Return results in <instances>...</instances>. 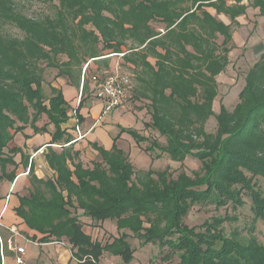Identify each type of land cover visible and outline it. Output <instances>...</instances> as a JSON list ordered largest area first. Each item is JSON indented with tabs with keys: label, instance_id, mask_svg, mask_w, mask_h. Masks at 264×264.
Wrapping results in <instances>:
<instances>
[{
	"label": "trees",
	"instance_id": "16d2710c",
	"mask_svg": "<svg viewBox=\"0 0 264 264\" xmlns=\"http://www.w3.org/2000/svg\"><path fill=\"white\" fill-rule=\"evenodd\" d=\"M19 1L0 0V179L14 181L7 168L18 166L21 149L9 146L17 134L28 127L48 133L54 126L51 144L62 150L48 147L45 155L53 175L38 178L22 155L23 166L30 167V189L15 209L40 235L39 242L67 243L68 264H100L106 253L129 264L136 252L131 237L141 246L178 254L179 264H264L255 225L246 227L245 237L238 228L226 233L225 224L237 219L228 215L205 221L201 230L185 223L196 205L237 210L245 205V194L254 222L264 221V194L257 187V179L264 180V56L249 69L234 110L222 108L216 116V132L205 128L215 115L217 77L236 48L237 18L249 8L264 17V0H247L248 5L246 0H44L57 4L56 14L40 18L23 14ZM221 15L231 24L219 20ZM6 25L21 35L5 32ZM112 57L121 58L122 74L131 78V101L150 116L143 125L165 138L166 146L122 128L113 148L96 147L99 160L85 167L69 147L73 139L63 127L71 108L54 84L65 80L84 96ZM92 64L98 65L95 70ZM46 70L55 72L51 83ZM123 133L138 145L148 143L145 152L153 161L162 154L174 162L190 156L201 162V170L195 178L174 179L168 170L151 168L138 174L129 154L116 145ZM108 220L120 232L113 241L102 243L86 233V223L103 226Z\"/></svg>",
	"mask_w": 264,
	"mask_h": 264
},
{
	"label": "crops",
	"instance_id": "0c3cea01",
	"mask_svg": "<svg viewBox=\"0 0 264 264\" xmlns=\"http://www.w3.org/2000/svg\"><path fill=\"white\" fill-rule=\"evenodd\" d=\"M248 3L249 2L247 0L244 1V4L248 5ZM250 11L251 8L248 9L246 15L237 18V22L240 24V30H246L247 32V36H244L245 42L241 45H246V48L249 45L256 44L255 41H259V43L264 41V17H257L256 19L252 16L253 20H255L254 23H252V21L250 22L247 19L250 15ZM255 11L253 15H259V10L257 9ZM218 18L227 25L231 24V20L227 16L221 15L218 16ZM233 40L235 46H237L238 42L236 41V34H234V31ZM121 61L122 60L119 57H112L108 67L102 68L109 69L111 71L118 70L121 73H125L121 67ZM91 66L95 70L98 65L96 66L95 64H92ZM54 86L63 90L64 96L71 108L69 112L70 121L63 128L67 129V134L73 139V144L71 146H69L70 144L66 146L72 147L74 151L79 152L80 159L85 167H92V164L99 160V152L96 147L103 148L107 151H110L113 148L115 144L114 139L120 135L122 128L135 129L142 135L140 132V126L143 125L142 119H138L137 116L139 113L135 110V106H142L141 103L135 102V105L131 104L129 106L130 102L127 105V108H125L126 106L118 108L105 115L103 113L104 104L102 101L95 98L93 91L91 92L89 90L88 92H90V94L82 96V90L78 92L77 89L68 86L66 81L62 79H58ZM91 94L93 97H91ZM81 100H83V104L79 108ZM78 108L80 110L77 114L76 111ZM144 110L146 111V109H139L140 112H143ZM78 115L83 118L82 124H79L78 122ZM76 127H79L81 136H83L81 140L78 139ZM47 129L48 133L35 134L33 129L28 127L23 134L19 133L15 136L12 141L14 142V145L9 146L10 148L17 147L21 149L20 154L15 156V161L18 166L17 168H15V166H8L7 168V173L10 174L14 172L15 178L12 182L7 179H3L1 183L0 217L5 225L2 232L7 238L9 236L7 235V227L15 226L18 229L19 236L16 237V244L25 248L26 264H40L39 262L42 258V251L44 253L47 250L46 248L51 246L55 248V255L61 264H68L72 258L71 251L63 248L61 244L40 243V235L30 230L15 212V209L19 206V196H25L29 193L30 181L28 172L30 171L29 166H31V164H33L34 173L38 178L42 179L53 175V171L46 162L45 155L48 152V147H52L54 150L59 152L62 149L58 144H51L52 134L55 132L54 126L49 125ZM25 136H27V138ZM116 145L120 150L130 154L129 156L131 158L133 156V152L134 155H142L140 157L146 155V153L139 154L134 151L132 147H134V145L136 146V142L127 133L121 134L120 138L116 142ZM22 155L28 159L29 166L27 168H25L22 164ZM151 162H154L152 158ZM152 163L149 162L150 165H152ZM85 231L87 234H91L88 232L87 228H85ZM34 236L37 239L33 240L32 237ZM15 256V252L7 249L5 262L3 264H16L14 260Z\"/></svg>",
	"mask_w": 264,
	"mask_h": 264
},
{
	"label": "rangeland",
	"instance_id": "374dc122",
	"mask_svg": "<svg viewBox=\"0 0 264 264\" xmlns=\"http://www.w3.org/2000/svg\"><path fill=\"white\" fill-rule=\"evenodd\" d=\"M57 5V4H55ZM54 4H50L45 2L44 0H21L18 2L19 10L30 18H40L45 16H55L56 8ZM257 10V9H255ZM254 8H251L250 15L247 17L248 21H252L254 23L252 16L256 19L259 16L258 14H254ZM256 12V11H255ZM264 19V18H263ZM256 23V22H255ZM239 26L235 27L234 34H236V41L238 45L232 52L229 54L230 64L223 72L217 77L218 82V96L214 101L213 110L215 115L209 119L206 124V131L208 133H215L217 129V119L216 116L220 114L222 108L228 110L229 112L233 111L236 105L239 103V94L243 90L245 86V78L249 71V69L258 61L261 57L264 56V41L259 43V41H255L256 44L249 45L246 48V45H243L245 42L244 36H247L246 30H240ZM5 32L9 34H13L15 36H20L21 33L14 28L13 26L6 25L4 27ZM109 70V69H108ZM54 71L46 70L45 81L53 82L54 79ZM101 74V73H100ZM99 74V75H100ZM94 89V85H93ZM94 93V90H93ZM49 94V92L47 93ZM85 94H90V92H86ZM84 94V96H85ZM91 97L92 94H91ZM137 100H132L129 106L135 105L134 103ZM128 105V104H127ZM126 105L125 108L128 106ZM138 114V119H142V123L144 121L150 120V116L147 111L140 112L139 109H146L145 106H135ZM131 108V107H130ZM140 117V118H139ZM140 132L144 137H147L150 140L157 141L160 146H166L165 138L161 137L157 131L151 130L149 128H145L144 125L140 126ZM14 145V142L10 144V146ZM148 146V143H141V145L136 143V146L132 147L135 152L139 154L146 153L145 148ZM157 153H161L160 150ZM128 154V153H127ZM132 158L130 160L134 165L137 173H142L150 168L154 171H164L168 170L172 178H176L178 175L186 174V176L193 177L194 172H199L201 170L202 164L201 162L193 157H188L183 162H174L169 156L166 154H162L161 159L154 160L151 162V156L146 153L143 157L142 155H134L132 153ZM130 155V154H129ZM152 163V165L149 164ZM150 165V166H148ZM3 179H0V194H1V183ZM257 187L264 194V180L257 179ZM245 205L237 210H233L231 206L224 207L221 209L216 208L214 205H196L187 218L185 219V223L189 227L197 226L199 230H201L202 225L205 221L212 219L216 216H225L228 215L231 218H237L236 221L228 222L225 224L226 233L229 234L234 228H238L242 231L243 236L247 237V233L245 232L246 227L254 226L256 227V235L258 236L261 243H264V221L258 220L256 222L254 218V214L252 211V201L248 194L244 195ZM86 228L88 232L91 233L92 237L98 240H101L102 243H107L113 241L115 237L120 235V232L116 230L115 222L108 220L105 222L104 227L99 226L96 223H86ZM258 229V231H257ZM9 235V233L7 234ZM129 242L133 249L136 250L134 259L129 264H179L180 260L178 258V254L171 253L167 249H160L158 245H146L141 246L139 240L134 237L129 239ZM51 246V245H50ZM63 248L70 250L69 245L64 242V245L61 244ZM50 248V249H49ZM47 250L43 253L42 258L40 259V264H61L56 254V250L53 246L47 247ZM49 249V250H48ZM106 257L103 260L105 264H109L110 262H117L119 264H125L121 258L115 257L109 253L105 254ZM7 260V259H6Z\"/></svg>",
	"mask_w": 264,
	"mask_h": 264
},
{
	"label": "built area",
	"instance_id": "2783aa9c",
	"mask_svg": "<svg viewBox=\"0 0 264 264\" xmlns=\"http://www.w3.org/2000/svg\"><path fill=\"white\" fill-rule=\"evenodd\" d=\"M94 86L95 98L103 102V113L105 115L111 113L115 109L125 107L131 102L134 85L128 75L122 74L118 70L111 71L105 69L100 75L95 77ZM76 130L78 132V139L81 140L83 136H81L79 127H76ZM4 228L5 225L0 217V243L3 263L5 262L6 251L8 249L15 252L16 256L14 260L16 264H26V250L24 247L16 244V237L19 236L18 229L15 226L7 227L9 236L4 238L2 237ZM52 244H55V242ZM100 264L105 263L102 262ZM109 264L119 263L110 262Z\"/></svg>",
	"mask_w": 264,
	"mask_h": 264
}]
</instances>
